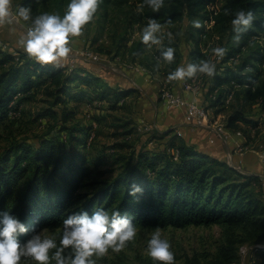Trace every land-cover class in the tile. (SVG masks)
Masks as SVG:
<instances>
[{"label":"rangeland","instance_id":"374dc122","mask_svg":"<svg viewBox=\"0 0 264 264\" xmlns=\"http://www.w3.org/2000/svg\"><path fill=\"white\" fill-rule=\"evenodd\" d=\"M12 3L14 9L19 5L18 0H12ZM139 4L138 0H109L107 2L102 0L92 20L85 25V31L74 38L72 52L59 61L70 67H86L99 75L101 79L103 78L104 83L109 85H130L137 91L119 96L117 99L114 93L108 91L107 96L102 98V91H100L102 83L94 89L95 91L92 89L94 84L90 87L82 83L80 86L91 88V91H84L86 95L81 98L71 96L76 91L64 93V102L54 106L58 111L57 117L39 114L44 108L50 106V101L53 99L48 93V84L47 86L45 83L40 84L29 92L19 91L16 96L20 102L21 115L0 124V152L9 145L12 139L36 143L41 137L52 138L58 148L64 147L68 153L74 148L79 153L78 159L84 167L91 168L95 165L104 170L101 179L93 186L81 185L76 190L77 193L87 195L97 186L102 185L104 180L115 175L120 165L118 158L122 154H129L133 148L160 149L165 145V141L175 133L179 138L197 147H202V143L214 145L207 137L209 129L215 131L213 128L221 125L224 129L223 138L215 135L216 147L214 146V149L217 150L215 151L217 155L214 157L226 160L241 172L259 173V179L253 184L256 189L262 187L264 199V100L248 98L244 85H234L227 80H224L221 88H212L216 85L217 78L225 79L223 77L228 70L239 73L242 70L246 73L251 70L246 61L259 46L262 48L264 35L255 37L251 35L248 28L241 34L242 38L237 41L233 26L225 31L219 27L209 29L208 34L202 36L203 40H200L202 11L185 2L167 4L165 8L159 9L160 14L156 17L163 25L158 34L162 36L161 43L164 46L171 44L177 54L171 63L164 59L158 63L157 57L160 54L158 45L153 44L151 47L148 44L142 45L143 51L138 54H135L132 49V45L141 40L143 26L148 23L149 19L145 15L144 7L142 11L138 10ZM170 7H178L182 15L170 22H165L163 21L164 14ZM195 20L201 22L200 26L193 23ZM25 23L14 17L11 25L6 24L0 27L1 49L11 52L16 57L21 51L24 53L23 59L29 56L17 45L16 40L25 31ZM10 27H14L15 32L10 31ZM169 32L173 33L172 37L168 36ZM196 42L202 44L200 47L203 52L197 51ZM242 43L245 44L242 45ZM216 45H223L227 49L221 59H217L212 51ZM241 45L242 50L238 51ZM85 49H90L97 56H86L82 53ZM261 51L264 54V49ZM228 55L231 57L226 60ZM194 58H199L198 61L210 58L216 63L214 75L198 72L195 76L186 78V80L195 78L197 81L199 91H195L194 94L198 96L206 109L208 121L198 122V125L194 123H189L194 125H188L182 123L180 118L174 122L165 119L159 124L156 116H153L155 112L151 110L162 106L161 89L177 87L181 84V81L169 79L168 74L181 63L187 64L195 61ZM243 63L246 65L243 66ZM256 69L262 73L259 78H263L264 62L256 64ZM234 82L238 83L236 80ZM218 96L220 102L215 104ZM122 97L125 98L122 99ZM63 108L70 109L72 111L70 113H73L66 120L60 118ZM236 110L241 111L246 119H237L234 124H230V115ZM168 127L170 129H167ZM163 129H167L166 132H163ZM70 130H73V135L82 141L76 147L70 142ZM91 133L93 136L90 139ZM240 158L246 159L242 162ZM61 228L62 224L42 226L38 230L59 232ZM157 228L161 229L164 237L171 240L177 264H182L192 257L207 264L215 258L220 247L226 242L223 227L216 223L156 228L137 226L136 237L129 241L124 249L118 251L109 249L108 253L97 259V264H139L141 259L151 258L146 251V244L152 232ZM259 245L262 246V243ZM254 246L258 244L250 245L247 241H240L238 243V263L231 262L230 264H253L259 261L260 257ZM27 264H37V262L28 259ZM51 264L55 262L52 261Z\"/></svg>","mask_w":264,"mask_h":264},{"label":"trees","instance_id":"16d2710c","mask_svg":"<svg viewBox=\"0 0 264 264\" xmlns=\"http://www.w3.org/2000/svg\"><path fill=\"white\" fill-rule=\"evenodd\" d=\"M138 1L141 3V0ZM211 1L213 0H164L161 8H165L167 4L185 2L202 11L199 38L203 40V34L207 35L209 32L205 29L204 21L210 17L206 6ZM18 3L30 4L33 15L43 11L63 14L68 0H18ZM240 8L251 9L255 13L249 27L251 35H264V0H224L214 15L211 28L221 27L225 31L232 27V17ZM144 10L147 17H157L160 14L159 10H153L147 3L144 4ZM181 15L182 11L178 7H170L167 8L163 21L170 22ZM196 43L197 51L203 52L200 47L202 44ZM145 44L142 39L134 43V53L143 51L141 46ZM242 45L238 47V51L242 50ZM261 47L253 51L246 61L247 66L251 67L248 73L243 70L240 73L228 70L223 77L225 79L217 78L216 85L212 88H221L224 80H236L245 86L248 98L264 100V77L259 78L262 73L256 69V64L264 62V54L261 53L264 44ZM23 56L21 51L16 57L0 47V124L13 119L8 117V111L19 108L20 102L16 96L19 91L29 92L43 83L49 85L47 90L53 99L40 115L57 117L58 111L54 106L64 102L63 94L67 91H76L71 94L72 97H84V91H91V88H83L80 86L82 83L90 87L94 84L93 91L102 83V98L107 96L108 86L104 85L106 83L103 78L86 67H70L51 62L41 64L31 57L23 59ZM230 57L228 55L226 60ZM198 59L194 58L195 61ZM131 90L123 88L110 92L117 99ZM13 99L15 101L12 103ZM219 102L218 96L215 104ZM70 112V109L63 108L60 118L66 120L73 114ZM237 119L245 120L246 116L236 110L230 115L229 123L234 124ZM70 136V142L75 147L82 142L73 135V130H70ZM78 155L74 148L70 153L64 147L58 148L52 138L41 137L36 143L12 139L0 152V211L9 210L30 229L35 225L36 230L42 226L60 225L68 213L82 209L91 212L96 206H103L108 210L119 208L122 214H134L136 225L141 227L216 223L223 227L226 242L207 264L238 263L240 241H247L250 245L258 244L254 249L260 259L253 264H264V199L262 187L256 189L253 184L259 179L258 174L241 172L226 160L198 149L175 133L160 149L135 147L129 154L120 155V165L115 175L104 180L102 185L89 194L83 195L76 192L78 187L93 186L101 179L104 170L95 165L91 168L84 167ZM133 182L143 188L142 193H137L138 199L127 191ZM29 234L31 231L22 234L21 239H27ZM139 264L164 262L151 257L141 259ZM182 264L204 263L192 257Z\"/></svg>","mask_w":264,"mask_h":264},{"label":"clouds","instance_id":"9594fccd","mask_svg":"<svg viewBox=\"0 0 264 264\" xmlns=\"http://www.w3.org/2000/svg\"><path fill=\"white\" fill-rule=\"evenodd\" d=\"M101 0H68L63 14L43 11L33 15L30 4L20 3L15 9L12 0H0V27L11 25L13 18L26 22L25 31L20 34L16 43L24 52L41 64L59 63L73 50L74 38L85 31V25L92 20L100 7ZM147 3L153 10H159L164 0H141L138 10L142 11ZM255 13L251 9L240 8L232 17L235 39L239 41L241 34L252 25ZM193 23L200 26V21ZM163 25L156 17H149L143 26L141 39L151 47H160L157 62L161 59L171 63L175 59V48L169 44L164 46L161 32ZM15 32L14 27L9 29ZM169 37L173 33H168ZM212 51L218 58L226 54V47L216 45ZM198 72L214 75L216 63L212 59H200L187 64H179L171 71L169 79L183 81L195 76ZM128 193L139 198L142 193L140 184L133 182ZM27 239L21 235L29 233ZM134 214H122L119 208L108 210L96 206L91 212L87 209L68 213L62 222L59 232L30 229L17 215L9 210L0 211V264H27L31 259L37 264H97V259L109 252L124 249L128 242L137 235ZM146 251L156 261L172 264L176 259L170 239L162 235L160 228L154 230L147 240Z\"/></svg>","mask_w":264,"mask_h":264},{"label":"built area","instance_id":"2783aa9c","mask_svg":"<svg viewBox=\"0 0 264 264\" xmlns=\"http://www.w3.org/2000/svg\"><path fill=\"white\" fill-rule=\"evenodd\" d=\"M224 0H213L209 2L206 6V10L209 12V19L204 21L205 29L209 30L212 25L214 24V15L218 12L220 5ZM206 36L203 34V37ZM88 57H96L97 55L93 53L90 49H85L82 52ZM217 59L218 58L216 56ZM234 85H240L239 83H235L234 80L232 81ZM182 89L190 90V91H197L199 89V85L195 78L190 80L184 79L181 81L180 86L178 87H163L161 89V97L163 98L164 103L169 107H176L182 109V123H202L208 121L207 111L202 104L195 101L194 99L187 98L183 95ZM15 99L12 100V103ZM21 109H10L8 111L9 118L20 117ZM215 131L219 133H223L224 129L221 125H216ZM93 134L91 133L90 139L92 138ZM89 139V141H90Z\"/></svg>","mask_w":264,"mask_h":264},{"label":"crops","instance_id":"0c3cea01","mask_svg":"<svg viewBox=\"0 0 264 264\" xmlns=\"http://www.w3.org/2000/svg\"><path fill=\"white\" fill-rule=\"evenodd\" d=\"M192 79V78H191ZM104 80V79H103ZM187 80H190V79H187ZM104 85H106V86H108L107 87V89H108V91H115V90H120V89H123V88H129V89H132L129 93H131V92H136L137 91V89L135 88V87H133V86H130V85H127V86H117V85H109L108 83H106V84H104ZM83 86V85H82ZM180 86V85H179ZM178 87V86H177ZM83 88H85V89H88L87 87H85V86H83ZM197 91H199V90H197ZM129 93H127V94H125V95H129ZM182 93H183V95L185 96V97H187V98H190V99H194L195 101H197V102H199L200 104H201V102H200V100H199V98H198V96L196 95V94H194L195 93V91H190V90H185V89H182ZM124 95V96H125ZM125 97H122V99H124ZM162 103V106L161 107H157V108H153L152 110H151V112H155V114H153V116H156V118H157V120H158V122H159V124H161V123H163V121H165V119H166V121H169V122H174V121H176L177 119H180L181 117H182V109H180V108H176V107H169V106H167L165 103H164V101H162L161 102ZM160 121H162V122H160ZM154 125H155V123H153ZM184 124H188V125H194V124H196V125H198V123H194V124H189V123H184ZM183 124V125H184ZM156 126V125H155ZM157 127V126H156ZM170 127H172L171 125H170ZM170 127H168L167 129H170ZM209 127H211V126H209ZM212 128V127H211ZM167 129H163L162 131L164 132H166V130ZM213 129H215V128H213ZM216 133V134H215ZM215 135H217L219 138H223V135H222V133H218V132H215V131H213L212 129H209V132H208V136L207 137H209V142H211V143H214V145H206L205 143H202L203 144V146L202 147H197L198 149H200V150H202V151H205V152H207V153H209V154H211V155H213V156H215V155H217L216 153H215V151H217L216 149H214L215 147H216V136ZM186 142H187V140H186ZM189 143V142H188ZM210 143V144H211ZM204 145H206V146H204ZM215 146V147H214ZM239 159V158H238ZM241 159V158H240ZM243 159H246V158H242L241 159V161L243 162ZM244 161H247V160H244ZM235 167V166H234ZM253 173H255V172H253ZM256 174H259V173H256Z\"/></svg>","mask_w":264,"mask_h":264}]
</instances>
